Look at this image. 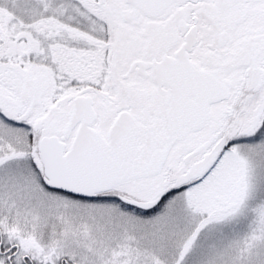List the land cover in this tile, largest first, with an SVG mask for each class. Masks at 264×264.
Segmentation results:
<instances>
[{"label":"snow or ice","instance_id":"snow-or-ice-1","mask_svg":"<svg viewBox=\"0 0 264 264\" xmlns=\"http://www.w3.org/2000/svg\"><path fill=\"white\" fill-rule=\"evenodd\" d=\"M0 264H264V0H0Z\"/></svg>","mask_w":264,"mask_h":264}]
</instances>
